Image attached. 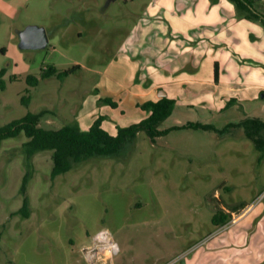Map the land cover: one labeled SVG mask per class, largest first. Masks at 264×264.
Returning a JSON list of instances; mask_svg holds the SVG:
<instances>
[{"label": "rangeland", "instance_id": "1", "mask_svg": "<svg viewBox=\"0 0 264 264\" xmlns=\"http://www.w3.org/2000/svg\"><path fill=\"white\" fill-rule=\"evenodd\" d=\"M108 1H0V126L29 112L44 113L40 125L51 129L75 123L76 114L102 116L107 130L129 126L144 116L128 108L131 99L123 100L122 116L104 100L117 102L109 93L130 83L149 85L151 69L166 78L193 76L197 65L211 61L210 68L217 75L224 70L235 92L253 89L255 82H246L244 70L259 41L248 33L246 41L221 48L219 37L230 42L232 19L244 18H232L226 1ZM252 9H260L264 19V0L254 1ZM31 25L47 31L46 49L19 48L20 32ZM48 65L81 69L62 80L29 85L28 77L40 78ZM191 81L181 84L161 128L201 124L209 129L173 131L155 142L140 132L117 155L92 157L55 179L52 151L28 159L24 133L3 140L0 264H89L83 248L101 229L110 231L120 254L99 264H219L212 246L222 240L233 241L231 248L242 250L245 261L242 241L254 239L256 231L257 239L264 227V157L240 136L242 130L222 131L246 118L264 122V92L256 100L219 107ZM25 198L29 217L20 212ZM218 210L232 215L220 228L212 224Z\"/></svg>", "mask_w": 264, "mask_h": 264}, {"label": "trees", "instance_id": "2", "mask_svg": "<svg viewBox=\"0 0 264 264\" xmlns=\"http://www.w3.org/2000/svg\"><path fill=\"white\" fill-rule=\"evenodd\" d=\"M256 0H242L248 7L253 8ZM81 67L76 65L68 70H58L53 65H48L41 70L40 78L30 76L27 82L31 86H37L39 80H45L52 77L57 79H65L72 74L77 73ZM4 71H1L2 77ZM0 88H4L0 80ZM25 99V98H24ZM23 102L26 103L28 100ZM111 107L116 108L117 104L110 100H104ZM175 100L168 97H162L158 101H147L138 107L146 112L149 116L139 123L132 124L128 127H118L116 135H111L103 129L102 123L104 118H97L87 131H82L76 123L65 124L59 129L44 128L40 125L41 117L44 113L35 114L27 113L24 117L14 120L5 126H0V144L8 138H15L24 133L28 141L24 144L25 153L30 159L35 153L40 151H52L53 170L52 179L57 176L69 172L75 164L81 163L96 156H112L117 155L120 150L127 144L132 143L140 132H145L152 142L159 137L167 135L173 131L183 129H209L210 126H202L201 124H188L183 126H175L169 129L160 130L164 120L172 113ZM229 129L242 130L247 139L252 141L260 157H264V122L258 118H246L239 124L229 125L223 133ZM233 134V133H232ZM230 134L231 137L236 135ZM27 178L23 181V191ZM20 212L29 217L28 200L25 198L24 204ZM232 220L231 213L218 210L212 217V224L217 227H224Z\"/></svg>", "mask_w": 264, "mask_h": 264}, {"label": "crops", "instance_id": "3", "mask_svg": "<svg viewBox=\"0 0 264 264\" xmlns=\"http://www.w3.org/2000/svg\"><path fill=\"white\" fill-rule=\"evenodd\" d=\"M224 1H226L228 14H230L232 18H234L236 14L244 18L240 21L235 20L236 18L232 19V22L236 23V26H234V29L230 31V42H228L227 36L224 40L219 37V41L221 42V48L227 49L228 44L232 45L233 41L235 40H238L239 42L246 41L248 33L250 34L251 38L259 41V43L254 44V50L249 53L252 58V60L250 61V68L244 70L246 73H249V77L245 79L246 82H255L251 85L253 89L250 90V92H247L246 89L235 92L236 89H234L235 87L233 88V85L230 83V81L228 79L224 80V70H221V74L219 71L217 75L215 68H210L211 61H209V63H206V61L205 64L201 65V67L197 65L196 69H193L195 72V75L193 76L187 75L188 73H185L180 77L166 78L162 75L155 74V71H157V69H151L148 71L149 78H152V82L149 85L144 83H130L128 85V88L120 89L117 93H114L113 91L109 93L117 100V102H115L117 104L116 110L118 113H120L121 116L125 114L124 109H127L125 104H123V100L128 96L131 99L128 103V108L131 111L140 112L142 113V115H144L133 124L141 122L142 120L146 119L150 113L141 110L138 105L143 104L147 101L156 102L162 97H168L170 99L175 100L176 97L179 95L178 92L181 89V84H185L188 78L192 80L191 83L193 85V88L198 91H202L203 89V94H205V99L207 97V102L211 103L212 105H217L219 107H222L225 104H229L233 101L240 103L242 101L241 99L256 100L258 96L264 92V70L262 68L264 67L263 12L260 9L254 11L252 8L248 7L245 3H243L242 0ZM214 13L215 12H212V15H214ZM246 17L254 18V22L247 21V19H245ZM246 22L249 23L248 27L246 26ZM192 24H194L193 28L197 30L198 22H194ZM192 24L190 25V27L192 26ZM204 25H208V23H204ZM205 27L207 26H204V28ZM184 29L185 30H182V33H180L181 35H183V38L186 35V28ZM234 34L235 37H233ZM192 39L194 40V37L191 36V42H193ZM182 42H184V39L182 40ZM215 63L216 61L214 62V64ZM186 70H188L187 67L185 71ZM235 75L236 73L234 74V76ZM132 79L133 76H131L130 80ZM88 116L90 115L83 114L82 116H78L76 114V119L74 121L82 131H87L92 126L94 121L99 118L91 116V118L89 119ZM102 127L111 135H116L117 133V125H113L110 130L106 129L105 123H102ZM124 127L128 126H121L120 128ZM160 130L164 129L160 127ZM240 136L243 137V133H241ZM242 217H244V213L240 215L236 221L242 219ZM257 234L258 233L256 231L255 235H253L254 239H252L253 237H250L248 240L242 241L243 243L241 244V247H244L243 250L245 254H247L245 261H243V258L240 256L242 250L235 249L234 251L231 248V242L233 241L222 240L219 243L216 242L212 246L213 254L217 255V260L215 262L219 264H264V227L261 231V234L258 235L257 239H255ZM125 264H130V262L127 261V263Z\"/></svg>", "mask_w": 264, "mask_h": 264}, {"label": "built area", "instance_id": "4", "mask_svg": "<svg viewBox=\"0 0 264 264\" xmlns=\"http://www.w3.org/2000/svg\"><path fill=\"white\" fill-rule=\"evenodd\" d=\"M119 254L120 248L107 229L96 232L83 248L84 260L89 264L112 263Z\"/></svg>", "mask_w": 264, "mask_h": 264}, {"label": "water", "instance_id": "5", "mask_svg": "<svg viewBox=\"0 0 264 264\" xmlns=\"http://www.w3.org/2000/svg\"><path fill=\"white\" fill-rule=\"evenodd\" d=\"M116 0H109L108 5ZM19 48L21 50H43L49 45V36L45 28L36 25L28 26L20 32Z\"/></svg>", "mask_w": 264, "mask_h": 264}]
</instances>
